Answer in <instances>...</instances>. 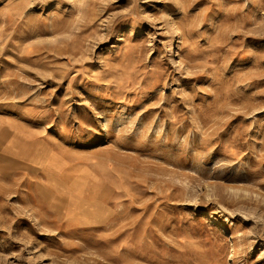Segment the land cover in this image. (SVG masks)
Instances as JSON below:
<instances>
[{"label":"rangeland","instance_id":"374dc122","mask_svg":"<svg viewBox=\"0 0 264 264\" xmlns=\"http://www.w3.org/2000/svg\"><path fill=\"white\" fill-rule=\"evenodd\" d=\"M0 264H264V0H0Z\"/></svg>","mask_w":264,"mask_h":264}]
</instances>
